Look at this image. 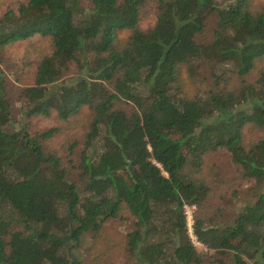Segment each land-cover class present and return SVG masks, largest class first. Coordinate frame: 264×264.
<instances>
[{
    "label": "trees",
    "instance_id": "trees-1",
    "mask_svg": "<svg viewBox=\"0 0 264 264\" xmlns=\"http://www.w3.org/2000/svg\"><path fill=\"white\" fill-rule=\"evenodd\" d=\"M154 1L146 31L145 0H27L0 16V49L50 40L33 85L19 95L23 120L88 114L76 177L44 146L56 129L30 134L15 123L0 69V264H82L83 237L123 207L135 218L130 264H221L227 255L264 264V191L232 220L215 222L204 211L211 186L200 173L204 155L226 151L244 180L264 188V138L244 134L264 132V74L255 86H223L227 71L246 77L264 58V5ZM183 67L189 79L202 69L211 77L205 93L183 94ZM187 206L199 210L192 236L207 253L191 239Z\"/></svg>",
    "mask_w": 264,
    "mask_h": 264
},
{
    "label": "rangeland",
    "instance_id": "rangeland-1",
    "mask_svg": "<svg viewBox=\"0 0 264 264\" xmlns=\"http://www.w3.org/2000/svg\"><path fill=\"white\" fill-rule=\"evenodd\" d=\"M27 0H0V16L8 9L17 10L19 4H26ZM83 6L89 4V0H82ZM264 0H255L254 7H262ZM156 21V3L154 0H145L139 17V28L143 31L151 29ZM204 36L211 38L215 29V17L210 16ZM120 38H126L128 31L120 32ZM51 53L50 40L48 38L34 37L32 39L11 44L0 49V69L4 73L6 98L8 99L15 123H24L30 134H40L52 128L56 129L52 138L44 142L46 150L60 157L63 165L77 177L76 166L83 142L88 133V114H80L76 121L60 122L55 118L45 119L37 117L24 121L20 116L19 95L21 91L33 85L36 64L38 60ZM261 74H264V58L255 62L254 69L246 77L239 78L229 71L224 78L223 86L228 89L241 88L243 85H254ZM70 76L77 75L72 66ZM181 76L184 80L183 94L187 97L202 95L211 82V77L202 70L196 73L194 79H189L186 68H181ZM17 126V125H16ZM246 141L264 138V132L253 128H245ZM70 154L68 153L69 147ZM71 161V163H69ZM201 175L206 183L211 186V191L204 205L206 214L215 222L227 223L246 204L256 200L259 192L264 188H258L253 181L244 180L241 177L239 167L235 165L226 151H217L204 155L202 159ZM185 214L191 239L194 214H199L196 207H185ZM135 218L123 207L118 217L109 219L96 233L88 232L82 239L79 247V255L82 264H130V256L127 251V235L134 229ZM19 228L13 226L12 230ZM8 240V238H7ZM193 240L199 253H207L206 249ZM223 257V256H222ZM220 257V258H222ZM221 264H235L231 255L224 256ZM205 264H213L206 262ZM219 264V263H217Z\"/></svg>",
    "mask_w": 264,
    "mask_h": 264
},
{
    "label": "built area",
    "instance_id": "built-area-1",
    "mask_svg": "<svg viewBox=\"0 0 264 264\" xmlns=\"http://www.w3.org/2000/svg\"><path fill=\"white\" fill-rule=\"evenodd\" d=\"M194 240V239H193ZM195 241V240H194Z\"/></svg>",
    "mask_w": 264,
    "mask_h": 264
}]
</instances>
